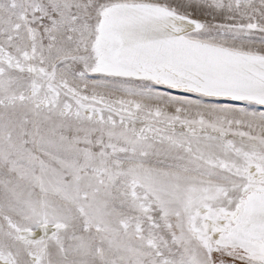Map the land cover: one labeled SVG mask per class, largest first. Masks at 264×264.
Segmentation results:
<instances>
[{"label":"snow or ice","instance_id":"obj_1","mask_svg":"<svg viewBox=\"0 0 264 264\" xmlns=\"http://www.w3.org/2000/svg\"><path fill=\"white\" fill-rule=\"evenodd\" d=\"M0 264H264V0H0Z\"/></svg>","mask_w":264,"mask_h":264}]
</instances>
